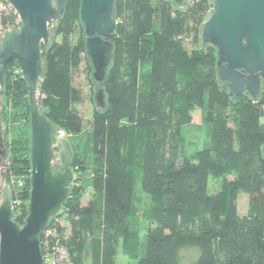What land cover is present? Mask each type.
<instances>
[{"label": "trees", "instance_id": "trees-1", "mask_svg": "<svg viewBox=\"0 0 264 264\" xmlns=\"http://www.w3.org/2000/svg\"><path fill=\"white\" fill-rule=\"evenodd\" d=\"M79 5L80 0L68 1L51 43L41 47L44 77L38 92L47 119L71 135L83 127L74 110L83 101L74 73L85 63L92 74ZM209 9V0H189L182 10L169 0H116L112 62L101 85L106 107L90 123L98 165L94 194L82 206L74 181L57 216L66 220L68 232L51 221L50 234L40 236L43 257L54 264H116L121 245L137 264H180L179 251L194 247L198 256L191 264H264V84L256 103L246 94L230 96L219 85L216 51L210 46L203 51L198 39ZM18 27L17 14L0 0V30ZM190 38L195 47L188 50ZM11 72L1 89L16 107L25 106L27 117V86ZM196 108L207 141L188 156L182 132ZM20 136L6 154L5 180L29 175V127ZM74 165L69 160L72 170ZM209 178L221 181L212 195ZM138 183L150 202L140 256L130 222ZM239 193L248 197L244 216L237 211ZM28 197L29 181L13 206L19 225Z\"/></svg>", "mask_w": 264, "mask_h": 264}, {"label": "water", "instance_id": "water-1", "mask_svg": "<svg viewBox=\"0 0 264 264\" xmlns=\"http://www.w3.org/2000/svg\"><path fill=\"white\" fill-rule=\"evenodd\" d=\"M17 14L19 27L4 30L0 41V89L8 72L17 65L28 89L29 100V197L22 225L14 221L8 187L0 200V264H44L40 236L57 218L69 197L75 175L62 132L38 104L44 77L42 46L52 41V31L62 20L69 0H5ZM182 10L189 0H169ZM116 0H80L79 23L85 55L98 86L94 104L104 111L101 87L111 66L116 31ZM199 30V44L216 51L215 74L219 85L233 97L248 95L259 100L264 84V0H209ZM0 135V163L6 158ZM57 165V168L54 165Z\"/></svg>", "mask_w": 264, "mask_h": 264}, {"label": "rangeland", "instance_id": "rangeland-1", "mask_svg": "<svg viewBox=\"0 0 264 264\" xmlns=\"http://www.w3.org/2000/svg\"><path fill=\"white\" fill-rule=\"evenodd\" d=\"M1 38L2 35H0V41ZM193 47L195 46L191 42L190 38L186 42V48L191 50ZM11 70V77L16 76L18 73L20 74L19 67L17 65ZM143 71L144 67H142V72ZM73 83L81 91L83 98L81 104L74 107V110L82 118V131L78 135H71L65 133L62 129H57L62 132L63 138L67 141L70 164L72 165V161L74 162L75 160V165L73 167L75 169H73L75 174L74 181H76L77 187L81 189L82 196L80 203L82 206H85L94 194L92 178L95 170L98 169V165L93 158L90 138V123L94 113L99 111L93 100L94 93L98 86L94 84L92 80L89 64L82 63L80 65L74 73ZM27 106L28 104L26 103V107ZM25 113V106L16 107L14 105V101H11V99L4 94V90L0 89V135L2 136L5 144L7 143V154L11 151L12 143L14 141L19 142L22 139L20 136L22 132H24L26 128L28 131L30 112H28L27 117H25ZM182 134L184 137L182 152L188 156L193 155L206 143L207 130L202 123L201 110L199 108L194 109L192 112L191 124L190 126L183 128ZM4 163L5 159L0 163V200L4 187H8L11 200L15 199L16 201H22L25 185L29 181V175L11 177L8 180H5L3 178ZM54 167L57 168V165L55 164ZM220 186V180L209 178L207 186L208 194H215L219 190ZM247 200L248 197L246 194H238L237 211L239 216H244L247 213ZM149 203L148 197L139 191L138 183L134 194L133 213L130 222L139 236V256L143 253V242L149 225ZM57 220H55L53 224H59L60 226L65 227V231L67 233L68 227L66 220L60 217H58ZM197 256V248L186 247L179 251V262L180 264H191ZM116 264H137V260L130 259L125 254L123 247L120 245L117 252Z\"/></svg>", "mask_w": 264, "mask_h": 264}, {"label": "built area", "instance_id": "built-area-1", "mask_svg": "<svg viewBox=\"0 0 264 264\" xmlns=\"http://www.w3.org/2000/svg\"><path fill=\"white\" fill-rule=\"evenodd\" d=\"M0 35H2V31L0 30ZM17 205H19V202L18 201H12V206H17ZM54 220H57V218L56 219H54ZM44 232H46V234L47 235H49L50 234V230H45ZM43 259H44V264H54V262H53V260L51 259V258H49V257H43Z\"/></svg>", "mask_w": 264, "mask_h": 264}]
</instances>
